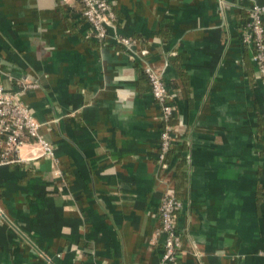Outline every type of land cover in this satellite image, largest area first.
Masks as SVG:
<instances>
[{
    "label": "crops",
    "instance_id": "1",
    "mask_svg": "<svg viewBox=\"0 0 264 264\" xmlns=\"http://www.w3.org/2000/svg\"><path fill=\"white\" fill-rule=\"evenodd\" d=\"M108 1L144 56L93 38L76 0H0V82L56 157L29 141L25 161L0 163V264H160L162 237L150 240L165 182L181 201L180 264H264V78L241 42L248 0ZM143 61L176 105L165 167Z\"/></svg>",
    "mask_w": 264,
    "mask_h": 264
},
{
    "label": "built area",
    "instance_id": "2",
    "mask_svg": "<svg viewBox=\"0 0 264 264\" xmlns=\"http://www.w3.org/2000/svg\"><path fill=\"white\" fill-rule=\"evenodd\" d=\"M80 2L83 6L81 14L93 38L101 43L114 40L127 51L139 57L144 56L143 50L140 54L134 50L131 38L118 32L117 17L108 0H80ZM248 2V18L242 28L241 42L252 49V61L260 76L264 78V0H248ZM143 72L159 110L157 160L159 166L165 167L166 154L177 138L178 126L171 122L175 116L176 105L161 71L153 68L147 61H143ZM18 94V91H6L0 82V163L13 164L25 161L26 159L20 156L19 150L29 141L37 151V157L56 161L52 143L41 132V123ZM53 174L58 178L62 176V172L57 167ZM180 207L181 201L174 196L172 187L165 182L158 207L159 225L150 240V243H153L162 237L163 252L160 264H180L182 238L174 221V212ZM261 254L264 255V250ZM43 257V262L40 264H49L48 258Z\"/></svg>",
    "mask_w": 264,
    "mask_h": 264
},
{
    "label": "trees",
    "instance_id": "3",
    "mask_svg": "<svg viewBox=\"0 0 264 264\" xmlns=\"http://www.w3.org/2000/svg\"><path fill=\"white\" fill-rule=\"evenodd\" d=\"M76 4L79 6L80 11H82L83 6H82L80 0H76ZM171 122H174V121L172 120ZM170 150H171V149H169L168 152H169ZM168 152H167V153H168ZM166 155H167V154H166ZM172 189H173V194H174V196L179 200V198L176 196L177 194H176V190H175V188H172ZM176 211H177V210H175L174 214L176 213Z\"/></svg>",
    "mask_w": 264,
    "mask_h": 264
}]
</instances>
